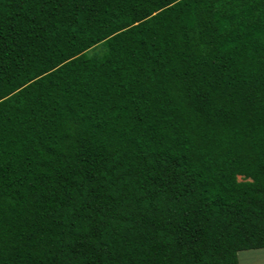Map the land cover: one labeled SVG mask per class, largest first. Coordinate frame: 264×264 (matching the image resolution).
<instances>
[{
    "label": "trees",
    "instance_id": "obj_1",
    "mask_svg": "<svg viewBox=\"0 0 264 264\" xmlns=\"http://www.w3.org/2000/svg\"><path fill=\"white\" fill-rule=\"evenodd\" d=\"M256 249L264 0H0V264Z\"/></svg>",
    "mask_w": 264,
    "mask_h": 264
},
{
    "label": "rangeland",
    "instance_id": "obj_2",
    "mask_svg": "<svg viewBox=\"0 0 264 264\" xmlns=\"http://www.w3.org/2000/svg\"><path fill=\"white\" fill-rule=\"evenodd\" d=\"M100 45L95 49H100ZM249 255H253L254 259L248 261ZM239 264H264V250H245L238 253ZM248 257V258H247Z\"/></svg>",
    "mask_w": 264,
    "mask_h": 264
},
{
    "label": "crops",
    "instance_id": "obj_3",
    "mask_svg": "<svg viewBox=\"0 0 264 264\" xmlns=\"http://www.w3.org/2000/svg\"><path fill=\"white\" fill-rule=\"evenodd\" d=\"M257 250V249H256ZM258 250H262V249H258ZM264 250V249H263ZM248 258V257H247ZM254 259L253 255H249L248 261H252Z\"/></svg>",
    "mask_w": 264,
    "mask_h": 264
}]
</instances>
